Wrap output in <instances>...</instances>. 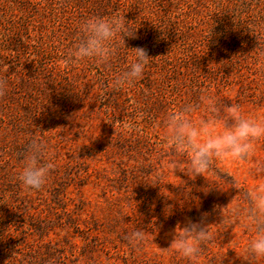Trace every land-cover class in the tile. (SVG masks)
I'll return each mask as SVG.
<instances>
[{
    "label": "rangeland",
    "instance_id": "374dc122",
    "mask_svg": "<svg viewBox=\"0 0 264 264\" xmlns=\"http://www.w3.org/2000/svg\"><path fill=\"white\" fill-rule=\"evenodd\" d=\"M114 15L135 38L107 64L65 63L82 22ZM132 48L149 56L142 76L113 87ZM0 84V264H193L170 243L202 220L211 239L195 264H248L246 189L264 184L251 173L264 140L191 177L163 128L185 108L217 131L230 105L264 117V0H0ZM33 140L53 165L40 190L18 179Z\"/></svg>",
    "mask_w": 264,
    "mask_h": 264
},
{
    "label": "clouds",
    "instance_id": "9594fccd",
    "mask_svg": "<svg viewBox=\"0 0 264 264\" xmlns=\"http://www.w3.org/2000/svg\"><path fill=\"white\" fill-rule=\"evenodd\" d=\"M134 32L135 29L128 26L119 15L88 18L79 25L77 42L64 53L65 63L107 64L114 56L116 47L121 44L125 47L124 37L135 38ZM132 49L133 59L128 70L114 78L113 87H131L141 78L149 56L143 48ZM2 94L3 85L0 84ZM205 102L209 111L214 114L218 112L214 101ZM192 111L191 108H185L169 112L163 128V138L169 149L186 161V175L205 177L214 161L254 157L255 142L264 140V117L245 115L238 105L224 108L221 122L231 120L232 123L224 127L223 131H217L218 120L215 117L193 120ZM138 118H143V114L139 113ZM45 147L39 140H33L28 147L24 167L18 177L28 189L40 190L53 168L51 163H40ZM251 173L256 177H264V159L254 158ZM246 195L251 205L250 222L256 227V233L246 245L241 258L248 264H257L264 260V184L246 189ZM202 224L203 220L199 223L189 221L181 233H177L175 228L170 243L171 252L195 264L201 253L200 244L211 239L207 225ZM128 239L135 246L146 239V232L133 231Z\"/></svg>",
    "mask_w": 264,
    "mask_h": 264
}]
</instances>
